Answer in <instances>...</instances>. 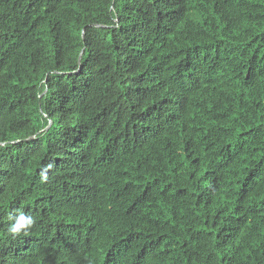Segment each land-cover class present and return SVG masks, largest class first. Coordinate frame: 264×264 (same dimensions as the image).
<instances>
[{
  "label": "trees",
  "instance_id": "16d2710c",
  "mask_svg": "<svg viewBox=\"0 0 264 264\" xmlns=\"http://www.w3.org/2000/svg\"><path fill=\"white\" fill-rule=\"evenodd\" d=\"M0 264H264V0H0Z\"/></svg>",
  "mask_w": 264,
  "mask_h": 264
},
{
  "label": "clouds",
  "instance_id": "9594fccd",
  "mask_svg": "<svg viewBox=\"0 0 264 264\" xmlns=\"http://www.w3.org/2000/svg\"><path fill=\"white\" fill-rule=\"evenodd\" d=\"M35 224V220L32 217H26L25 215L21 214L17 219L16 223L12 224L8 231L13 236L18 235L21 229H30ZM27 235V232L24 233Z\"/></svg>",
  "mask_w": 264,
  "mask_h": 264
}]
</instances>
